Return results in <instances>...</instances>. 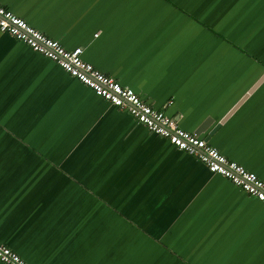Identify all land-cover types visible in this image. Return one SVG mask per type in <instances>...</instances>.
Returning a JSON list of instances; mask_svg holds the SVG:
<instances>
[{"label": "crops", "instance_id": "0c3cea01", "mask_svg": "<svg viewBox=\"0 0 264 264\" xmlns=\"http://www.w3.org/2000/svg\"><path fill=\"white\" fill-rule=\"evenodd\" d=\"M0 5L264 181V0ZM0 242L28 264H264V204L0 31Z\"/></svg>", "mask_w": 264, "mask_h": 264}, {"label": "built area", "instance_id": "2783aa9c", "mask_svg": "<svg viewBox=\"0 0 264 264\" xmlns=\"http://www.w3.org/2000/svg\"><path fill=\"white\" fill-rule=\"evenodd\" d=\"M0 31L26 44L32 51L56 63L63 71L90 88L96 96L127 113L149 132L164 138L177 150L201 162L206 169L240 188L247 195L264 204V181L242 165L228 160L202 138L179 128L177 121L145 103L134 91L121 86L113 77L101 73L81 59L82 50H66L11 11L0 5ZM255 185V187H252ZM0 263L28 264L14 251L0 242Z\"/></svg>", "mask_w": 264, "mask_h": 264}, {"label": "water", "instance_id": "95a60500", "mask_svg": "<svg viewBox=\"0 0 264 264\" xmlns=\"http://www.w3.org/2000/svg\"><path fill=\"white\" fill-rule=\"evenodd\" d=\"M253 89H251L250 91H249V93L252 91ZM195 135H197V134H199V133H194ZM212 134V133H211ZM208 139H209V137H206L205 139H203L205 142H207L208 141Z\"/></svg>", "mask_w": 264, "mask_h": 264}, {"label": "snow or ice", "instance_id": "6c2138e0", "mask_svg": "<svg viewBox=\"0 0 264 264\" xmlns=\"http://www.w3.org/2000/svg\"><path fill=\"white\" fill-rule=\"evenodd\" d=\"M0 20H2V13H0ZM252 187H255V185H252ZM261 194L264 195V191H262Z\"/></svg>", "mask_w": 264, "mask_h": 264}]
</instances>
